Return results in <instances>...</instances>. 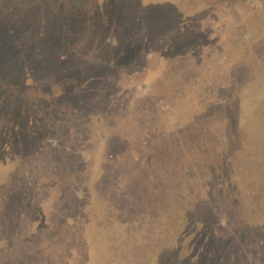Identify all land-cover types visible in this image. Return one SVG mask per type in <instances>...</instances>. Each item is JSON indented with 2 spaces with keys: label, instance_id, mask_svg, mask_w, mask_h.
<instances>
[{
  "label": "rangeland",
  "instance_id": "1",
  "mask_svg": "<svg viewBox=\"0 0 264 264\" xmlns=\"http://www.w3.org/2000/svg\"><path fill=\"white\" fill-rule=\"evenodd\" d=\"M0 94V264H264V0H0Z\"/></svg>",
  "mask_w": 264,
  "mask_h": 264
},
{
  "label": "trees",
  "instance_id": "2",
  "mask_svg": "<svg viewBox=\"0 0 264 264\" xmlns=\"http://www.w3.org/2000/svg\"><path fill=\"white\" fill-rule=\"evenodd\" d=\"M23 84L22 83H20V85H16V87L12 90V93H14V91L16 90V88H19L20 86H22ZM3 87V84L1 85V88ZM3 89V88H2ZM20 91V90H19ZM25 93V92H24ZM1 95V94H0ZM12 97L13 98H15L16 99V97L14 96V94H12ZM21 97V96H20ZM19 97V98H20ZM14 99V100H15ZM32 106V105H31ZM32 108H35L34 107V105L32 106ZM31 110V112L33 111L34 112V110L35 109H30ZM15 128H18V125L17 126H14ZM8 138H11L10 139V141H13V142H16V140H17V138H16V136H14V137H12V136H8ZM182 199V198H181ZM180 199V200H181ZM179 202H182V203H184L185 201L182 199V201H179ZM163 207H168V205L167 204H164L163 205ZM37 209V211L36 210H34V212H31V213H29L28 215H29V217H30V220H29V226H30V228H32V231H35V230H39L40 229V227L42 226V217L41 216H43V211H42V208L43 207H36ZM190 213H191V211L190 210H188ZM190 213H188V217H187V220L188 219H190L189 217H190ZM23 216H26V214H23V212L21 213V214H19L18 215V217L19 218H21V217H23ZM21 220V219H20ZM190 221H192V219L190 220ZM194 222H195V218H194ZM173 231V229L172 228H170V232H172ZM83 233H84V238L86 239V242L88 243V242H92V241H95V238H93L90 234H89V231H88V229H84V231H83ZM183 244L185 243L184 242V239H183ZM188 244H190L189 242H188ZM186 247H187V245H185ZM173 252H174V250L173 249H171V248H169V256H173ZM185 255V254H184ZM168 256V257H169ZM187 257V256H186Z\"/></svg>",
  "mask_w": 264,
  "mask_h": 264
}]
</instances>
